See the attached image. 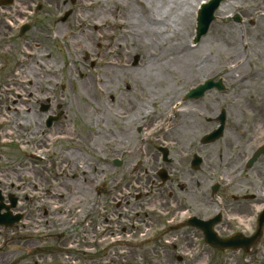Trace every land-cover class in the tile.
Returning a JSON list of instances; mask_svg holds the SVG:
<instances>
[{
  "label": "flooded vegetation",
  "instance_id": "flooded-vegetation-1",
  "mask_svg": "<svg viewBox=\"0 0 264 264\" xmlns=\"http://www.w3.org/2000/svg\"><path fill=\"white\" fill-rule=\"evenodd\" d=\"M36 3L0 0V264H264V225L256 235L264 209V32L249 33L258 18L244 21L238 14L239 21H214L204 38L210 39L214 26L232 33L246 26L248 36L245 48L231 51L224 64L215 66L218 61L205 56L195 68L201 76L190 88L212 80L224 91L208 90L186 104L184 123L200 112L198 101L205 112L222 106L213 113L211 128L197 130L198 135L191 130L185 139L190 179L180 188L185 197L179 200L170 192L176 147L182 143L175 130L181 122L156 136L157 155H151L156 163L148 169L142 165L150 145L141 135L148 116L137 99L106 110L107 119L126 127L115 131L108 120L103 134L89 129L85 107L50 94L60 88V66L49 72L48 21L17 12H30ZM41 8L38 4L36 12ZM223 45L231 42L224 39ZM134 56L124 70L136 73L140 59ZM89 65L97 68L94 61ZM220 110L225 114L222 136L203 143L217 126ZM195 155L200 162L193 170ZM150 185L155 194L143 196L134 188ZM210 205L214 212L208 216ZM216 215L217 236L237 240L226 249L207 245L202 231L188 222ZM190 235L200 242L189 241ZM195 245L201 250L190 260L186 256Z\"/></svg>",
  "mask_w": 264,
  "mask_h": 264
},
{
  "label": "rangeland",
  "instance_id": "rangeland-1",
  "mask_svg": "<svg viewBox=\"0 0 264 264\" xmlns=\"http://www.w3.org/2000/svg\"><path fill=\"white\" fill-rule=\"evenodd\" d=\"M37 1L44 3L43 11L36 14L35 11L33 13L21 8L17 9V12L26 13V16L34 19L33 21L37 18L39 21H48L46 40L49 48V72L56 71L60 66V87H65L63 90L50 89V94L53 93L56 98L60 97V100L73 99L74 103L85 107V114L91 119L89 129L102 134L108 129V120L112 121V129L115 131L126 127L125 123L113 118L107 119L106 110L110 107L118 109L122 105L120 101L127 98L137 99L139 109L143 108L148 116L141 134L145 136V145H150L148 153L146 152L149 155L148 161L142 165L145 169L151 167L150 162H154L151 155H157L153 148L158 142L156 136L161 135L165 127L169 129L174 121L181 122L180 127L175 130L182 143L176 147L177 168L172 176L170 194L179 200L184 199L180 188L186 184V178L190 179L186 173L189 168L185 163L187 155L184 153L188 150L185 139L190 136L191 130L198 135L197 130L205 131L211 128L214 124L212 115L222 103L210 106L212 109L205 112L201 110L198 101L200 112H196L195 117L185 123L182 121L186 113H182L183 110L180 113H168L169 105L172 104V109L177 102L183 103L190 82L201 76L195 75L199 71L195 68L200 66L203 56H206V61H218L215 66H219L224 64L223 61H226L231 51L245 48L239 34L244 33L243 40L246 41V26L240 28L242 31H239L238 26L235 27L234 33L226 30L225 26H214L210 39L191 47L196 13L203 0H75L74 3L72 0ZM69 10L72 11L69 18L57 24L56 21ZM262 10L264 0H226L217 13V21H233L234 14H240L244 21H250ZM257 21H260L256 26L258 30L251 29L250 34L264 32V18L258 17ZM224 34H229V38H224ZM224 39L231 42L229 47L223 45ZM86 54L88 58L84 61ZM135 54L139 55L141 68L136 69V73L134 69H121L123 63L132 62ZM108 60L111 66L107 64L99 68L108 63ZM93 61L97 68L90 69L89 64ZM191 72L195 75L192 80ZM224 97H227V93ZM150 109L154 113L148 114ZM151 120L153 123L148 125ZM127 126L130 130L132 123ZM98 141L101 143V139ZM220 145L221 143L213 147L217 150ZM211 148L210 146L209 150ZM196 175L193 177L196 178ZM145 188H139V193L143 196L156 193L155 186ZM214 206L210 205L208 216L213 214ZM188 240L193 243L200 242L194 235H190ZM200 250L201 246L195 245L186 258L193 259V255L198 254Z\"/></svg>",
  "mask_w": 264,
  "mask_h": 264
},
{
  "label": "water",
  "instance_id": "water-1",
  "mask_svg": "<svg viewBox=\"0 0 264 264\" xmlns=\"http://www.w3.org/2000/svg\"><path fill=\"white\" fill-rule=\"evenodd\" d=\"M220 1L221 0H210L207 3L202 4V6L198 12L197 19H196V21H197V37H199L200 34L205 32L209 22L213 18V12L216 9V7L218 6ZM67 16H68V13L65 14V16L62 18V20L66 19ZM263 221H264V213L260 217V222H263ZM207 238H208V242H210L211 244H215V245L220 244L219 241L216 240L215 235L212 233V231L210 229L207 232Z\"/></svg>",
  "mask_w": 264,
  "mask_h": 264
},
{
  "label": "bare ground",
  "instance_id": "bare-ground-1",
  "mask_svg": "<svg viewBox=\"0 0 264 264\" xmlns=\"http://www.w3.org/2000/svg\"><path fill=\"white\" fill-rule=\"evenodd\" d=\"M88 1V0H87Z\"/></svg>",
  "mask_w": 264,
  "mask_h": 264
}]
</instances>
